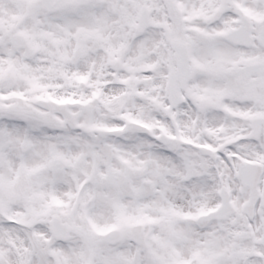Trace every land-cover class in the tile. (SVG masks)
<instances>
[{"label": "snow or ice", "instance_id": "obj_1", "mask_svg": "<svg viewBox=\"0 0 264 264\" xmlns=\"http://www.w3.org/2000/svg\"><path fill=\"white\" fill-rule=\"evenodd\" d=\"M0 264H264V0H0Z\"/></svg>", "mask_w": 264, "mask_h": 264}]
</instances>
